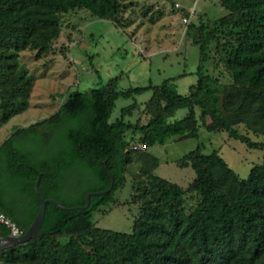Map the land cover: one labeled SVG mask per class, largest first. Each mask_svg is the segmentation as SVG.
Wrapping results in <instances>:
<instances>
[{"label": "trees", "instance_id": "1", "mask_svg": "<svg viewBox=\"0 0 264 264\" xmlns=\"http://www.w3.org/2000/svg\"><path fill=\"white\" fill-rule=\"evenodd\" d=\"M218 1L228 14L187 24L186 38L200 49L197 82L188 95L178 94L169 81L119 91L113 78L103 87L72 91L49 118L15 128L0 145V211L23 233L38 211V177L40 195L65 207L85 206L88 192H103L91 196L86 208L61 210L47 202L35 238L0 251V264H264V165L240 178L217 151L203 154L198 146L176 162L195 172L183 188L154 174L159 160L145 152L174 137L197 138L200 126L264 152V0ZM73 10L121 26L120 0H0V126L26 109L32 87L18 53H47L61 31L59 15ZM221 36L231 46L225 58L229 84L204 66L210 43ZM149 89L146 123L124 120L135 103L111 120L118 98ZM180 108L187 110L185 116L170 121ZM51 127L63 129L52 151L21 148L26 141L37 145ZM132 143L146 149H132ZM133 163L139 171L132 203L140 205V214L132 233L97 227L94 212L115 203ZM187 193L194 198L191 206ZM75 194L78 202L69 204ZM7 234L0 225V235Z\"/></svg>", "mask_w": 264, "mask_h": 264}, {"label": "rangeland", "instance_id": "2", "mask_svg": "<svg viewBox=\"0 0 264 264\" xmlns=\"http://www.w3.org/2000/svg\"><path fill=\"white\" fill-rule=\"evenodd\" d=\"M120 1V27L110 20L92 17L87 10H73L59 15L61 31L47 53L38 55L32 49L18 53L19 64L28 70L33 82L26 109L0 126V145L15 128L28 127L49 118L72 91L87 92L103 87L113 78H118L119 91L157 87L169 81L178 94H189L197 82L200 49L186 38L188 23L184 19L195 24L212 22L228 11L218 0ZM230 48L225 36H221L218 43L212 41L204 64L206 72L224 84L232 82L225 66ZM152 94L149 89L131 98H118L111 120L120 117L122 108L135 103V108L125 114L124 120L146 123L149 117L144 109ZM186 112L185 108H180L169 120H179ZM240 129L244 132L242 127ZM43 134L37 145L26 141L21 143V148L25 151L36 148L41 152L52 151L62 137L63 129L51 127ZM249 136L255 141L262 140L252 134ZM198 146L203 154L217 151L240 178H246L253 166L264 165L262 150L249 148L241 141L229 138L226 132H209L201 126L197 138L174 137L164 144L149 147L145 152L159 160L154 174L187 188L195 178V172L191 167H178L176 162ZM132 156V161L137 162L135 154ZM134 163L128 167L125 185L115 192V203L94 212L93 221L97 227L132 233L140 214V205L132 203L134 175L139 171ZM80 174L79 178L82 177ZM74 179L70 181L72 186ZM78 200L79 194H75L68 198V203L76 204ZM186 200L188 206L194 203L191 193L186 194Z\"/></svg>", "mask_w": 264, "mask_h": 264}, {"label": "water", "instance_id": "3", "mask_svg": "<svg viewBox=\"0 0 264 264\" xmlns=\"http://www.w3.org/2000/svg\"><path fill=\"white\" fill-rule=\"evenodd\" d=\"M38 184H39V177L37 178L35 187H34L35 194L39 202L38 211H37L35 218L33 219L29 227L26 229V231L21 236L15 237L10 234H7L6 236L0 235V251L7 250L15 246L25 244L31 241L33 238H35V236L38 234L42 226L43 219H44V213H45V205L47 202L53 204L54 206H56L57 208L61 210L80 209V208H86L89 205V199L91 196L99 195L103 193L102 191L88 192L84 197L85 206L65 207L54 199H44L39 193ZM112 184H113V179H111V185L109 189H111Z\"/></svg>", "mask_w": 264, "mask_h": 264}, {"label": "built area", "instance_id": "4", "mask_svg": "<svg viewBox=\"0 0 264 264\" xmlns=\"http://www.w3.org/2000/svg\"><path fill=\"white\" fill-rule=\"evenodd\" d=\"M184 22L189 23L186 18L184 19ZM130 148L136 149V150L146 149L145 145L139 144V143H132ZM0 225L4 226L8 230V234L12 236L17 237L23 234V231L21 230V228L1 211H0Z\"/></svg>", "mask_w": 264, "mask_h": 264}]
</instances>
